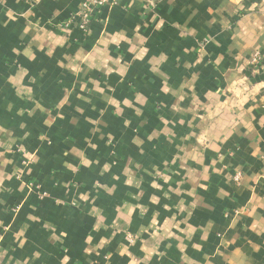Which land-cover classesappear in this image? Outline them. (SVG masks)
Wrapping results in <instances>:
<instances>
[{"label":"crops","instance_id":"0c3cea01","mask_svg":"<svg viewBox=\"0 0 264 264\" xmlns=\"http://www.w3.org/2000/svg\"><path fill=\"white\" fill-rule=\"evenodd\" d=\"M87 1L0 0V264H264V0Z\"/></svg>","mask_w":264,"mask_h":264},{"label":"built area","instance_id":"2783aa9c","mask_svg":"<svg viewBox=\"0 0 264 264\" xmlns=\"http://www.w3.org/2000/svg\"><path fill=\"white\" fill-rule=\"evenodd\" d=\"M115 0H88L87 3L85 4V7L83 9V12L80 14L81 18V28H87L91 17L93 16L94 12L96 9L107 6V5H112ZM259 61V57L257 56L255 58V63ZM239 179V178H237Z\"/></svg>","mask_w":264,"mask_h":264}]
</instances>
